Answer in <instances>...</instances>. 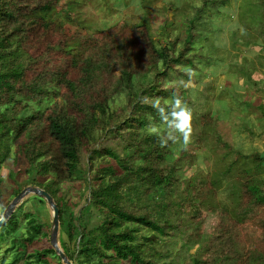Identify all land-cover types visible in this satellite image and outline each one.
<instances>
[{
  "label": "trees",
  "instance_id": "trees-1",
  "mask_svg": "<svg viewBox=\"0 0 264 264\" xmlns=\"http://www.w3.org/2000/svg\"><path fill=\"white\" fill-rule=\"evenodd\" d=\"M229 1L203 0L193 16L183 22L181 35L175 34L163 47L153 46L155 56L145 68L138 63L139 57L131 54L129 41H111L90 54L80 52L81 44L75 40L72 52L83 55L85 60L79 84L68 80L65 71L43 70L19 88L17 83L24 79L32 59L27 50L31 33L38 26L47 30L50 24L65 25L66 20L77 24V32L81 33L80 27L89 24V14H82L81 0H68L65 13L56 11L60 0H0V163L9 157L11 143H17L14 161L17 163L22 155L27 165L23 171L10 168L7 176L12 179L18 171L26 173L30 177L25 186L34 184L53 197L60 213L59 246L63 251L67 249L65 254L73 264H264V216L256 221L262 232L251 234L246 251L241 248L237 231L229 226L254 217L264 207V155L257 150L243 154L240 148L233 149L234 156L223 161L209 182L218 187L225 180V195L230 201L222 202V207L215 202L209 206L213 195H204L196 176L180 172L192 157L186 155L185 144L181 143L183 135L174 123H169L175 120L171 113L176 99L192 104L187 81L200 80L186 66L196 68L195 56L209 60L208 54L189 52L195 38L213 28L205 9L218 13L219 7ZM253 4L257 24L244 23L247 26L243 30H231L230 35L235 42L244 38L243 45L255 43L264 50V0ZM140 24L144 25V19ZM252 30L255 33L250 36ZM238 71L246 72L253 81L252 68L240 63ZM171 73L185 79L173 82ZM104 75L108 76L107 85L100 80ZM93 80L102 87H96ZM61 84L78 101L61 105L49 101ZM92 90L104 92L103 97L89 94ZM116 92L123 94V102L111 99ZM241 105L252 106L264 116V104ZM199 116V121H205L204 132H193V122L197 120L192 116L189 134L195 149L202 148L204 127L219 123L217 117L205 120L208 113ZM159 123L168 130L149 131L150 125ZM212 142L231 148L219 132ZM4 179L0 174V196H4ZM71 181L81 182L88 191L78 210L62 193L61 184ZM18 188L13 187L10 194L15 196ZM203 210L221 216L209 230L203 229ZM228 210L230 215L226 214ZM93 213L99 219L95 224L91 223ZM13 216L12 213L0 225V241L6 234V225L12 222L13 231L17 229ZM23 216L28 223L26 235H15L12 242L17 239L25 246L40 234L49 240L50 224L44 231L32 212ZM164 239H177L178 249L174 253L168 248L160 251L156 243ZM197 243L208 248L207 256L189 258L186 247ZM47 254L62 264L50 244L28 256H36L35 264H49ZM16 260L13 257L8 264Z\"/></svg>",
  "mask_w": 264,
  "mask_h": 264
},
{
  "label": "rangeland",
  "instance_id": "rangeland-1",
  "mask_svg": "<svg viewBox=\"0 0 264 264\" xmlns=\"http://www.w3.org/2000/svg\"><path fill=\"white\" fill-rule=\"evenodd\" d=\"M254 1L256 0H230L226 5L219 7L218 13L214 12V9L210 11V8H206L205 13L211 18L213 28L199 34L192 42L193 47L189 51L196 54H208L209 60L202 61L195 56L194 65L196 68L191 69L193 67L190 65L186 66L194 78H200V80L198 82H195V79L187 81L192 95V104H186L182 99H179L181 106L190 109L191 116L197 120L196 123L193 122V132L198 130L204 132L202 128L205 121H199L197 119L200 118L199 115L208 113L205 120L209 121L210 118L217 117L219 123L216 127L210 124L204 127L205 134L201 142V149H195L191 145V137H188L187 142L181 141L185 144L186 155L192 159L190 164L183 165L180 172L185 176H196L197 183L202 186L204 195H213V203L209 206H213L215 202L219 204V207H222V202L230 201L226 199L225 195V180L220 181L218 187L210 185L209 182L216 171L221 168L223 161L226 162L234 156L233 149L240 148L243 154H250L257 150L264 155V116L252 106L243 108L241 105L242 102L255 104V106L264 104V50L255 43L243 45L244 38H238V41L235 42L230 35L231 30H243L247 26L244 23L257 22L256 7L254 4L251 5V2ZM81 2L82 14L84 15V12L89 14L88 20H90L84 28L80 27L81 33L77 32L79 30L77 24L67 21L65 18L64 20L68 22L65 25L50 24L45 27L47 30L38 26V30L31 33L27 50L32 59L28 63L24 79L17 83L19 88L29 84L43 70L65 71L68 80L79 84L85 60L83 55L73 54L75 40L79 42L76 44H81V49L78 47L80 52H89L90 54L111 41L122 40L126 43L129 41L128 46L131 54L137 55L136 57H139L140 60L138 63L145 68L151 56H155L153 46L163 47L175 34L181 35L180 33L184 29L183 22L186 18L193 16L196 8L202 5L203 0H147L146 3L139 0H81ZM67 4L68 0H60L56 6L57 13L61 11L65 13L68 10ZM142 19H144V25L140 24ZM64 28L69 32H66ZM254 33L252 30L250 36H253ZM256 41L259 42V39ZM240 63L252 68L254 78L252 80L256 84L248 79L246 72L238 71ZM106 76L104 75L100 79L104 83L107 82L108 76ZM170 78L173 82L185 79L184 76L176 73H171ZM93 82L96 87H102L94 80ZM105 84L107 85V83ZM55 93L48 97L49 101L60 105L69 101H78L65 84L58 86ZM103 93L92 90L89 94L101 97ZM123 98V94L118 92L111 97L117 102H123ZM163 130H168L164 123L152 124L149 127L151 132ZM217 132L223 135L224 141H227L231 148L213 144L212 139ZM11 146L9 157L4 158L0 163V174L5 178L2 183L4 196H0V217L3 207L5 209L6 204L14 197L9 191L18 186V190H21L30 177L26 173L18 171L15 177L8 178L7 174L10 168H13L14 171L18 169L23 171L27 165L22 155L19 156L17 163L14 161V151L18 145L12 142ZM261 175L264 176V173ZM61 188L65 200L72 207L74 206L75 210L84 204L88 191L83 189L81 182L62 183ZM59 194L61 195V193ZM26 199L22 203L20 202L13 211L14 224L18 226L17 229L13 231L12 222L11 225L9 223L5 226L6 234L0 241V264L10 263L13 257L17 258L15 264H24L27 260L30 261V264H35L36 256H28L29 252L33 253L50 244V240H47L43 234L26 243L25 246L17 239L12 242L15 235L17 237L26 235L28 223L23 213L32 212L44 231L47 230L49 224L51 225L49 204L39 201L34 193L28 195ZM229 211L226 214L230 215ZM257 211L254 217L239 223L231 222L229 225L237 231V238L244 251L250 248L249 237L251 234L262 232V227L256 225V221L259 217L264 216V207H260ZM202 212L206 217L203 229L209 230L218 223L221 217L212 210H203ZM98 221L97 214L93 213L91 223L95 224ZM60 243L59 239L58 245H61ZM11 244H14V248ZM156 244L160 251L168 248L172 253L179 247L177 239H164ZM186 249L189 258H204L208 252V248H203L199 243L194 244L191 248L186 247ZM64 250L68 253L66 248ZM65 251L63 252L65 253ZM45 256L48 258L49 264H60L57 257L50 254Z\"/></svg>",
  "mask_w": 264,
  "mask_h": 264
},
{
  "label": "water",
  "instance_id": "water-1",
  "mask_svg": "<svg viewBox=\"0 0 264 264\" xmlns=\"http://www.w3.org/2000/svg\"><path fill=\"white\" fill-rule=\"evenodd\" d=\"M34 193L43 199L49 204L51 209V226H50V233H49V240L50 244L60 257L63 264H73L67 255L63 252L61 247L58 245V229H59V208L57 207L53 197L44 189L37 187L35 185H29L22 188L6 205L3 213L0 217V225L4 224L8 218L10 217L11 213L13 212L15 206L24 198L26 195Z\"/></svg>",
  "mask_w": 264,
  "mask_h": 264
},
{
  "label": "clouds",
  "instance_id": "clouds-1",
  "mask_svg": "<svg viewBox=\"0 0 264 264\" xmlns=\"http://www.w3.org/2000/svg\"><path fill=\"white\" fill-rule=\"evenodd\" d=\"M154 107L156 106V105H153ZM173 111H172V113H171V115H172V117H174L175 118V120L174 121H170L169 123L170 124H173L174 123V126H175V128L183 135V137H184V140H185V142H187V140H188V137H189V134H190V131H191V119H192V116H191V110L190 109H188L187 107H182L181 106V101L179 100V99H176L175 100V103H174V105H173ZM176 109H179L178 111L176 110ZM161 111H163L162 109H161ZM30 185H34V184H30ZM27 186H29V185H27ZM36 186V185H35ZM26 187V186H25ZM38 187V186H37ZM30 194H32V193H30ZM29 195V194H28ZM28 195H26V196H28ZM25 196V197H26ZM24 197V198H25ZM23 199V198H22ZM22 201V200H21ZM20 201V202H21ZM46 201V200H45ZM19 202V203H20ZM18 203V204H19ZM8 204V203H7ZM6 204V205H7ZM17 204V205H18ZM17 205L15 206V208L17 207ZM15 208H14V210H15ZM13 210V211H14ZM3 212V211H2ZM13 213V212H12ZM11 213V214H12ZM11 216V215H10ZM9 219V218H8Z\"/></svg>",
  "mask_w": 264,
  "mask_h": 264
}]
</instances>
